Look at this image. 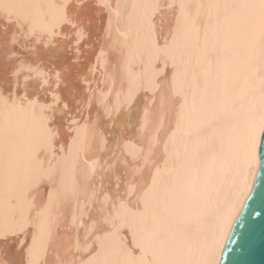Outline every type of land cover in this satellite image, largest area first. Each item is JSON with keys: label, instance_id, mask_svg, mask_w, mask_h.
<instances>
[{"label": "snow or ice", "instance_id": "6c2138e0", "mask_svg": "<svg viewBox=\"0 0 264 264\" xmlns=\"http://www.w3.org/2000/svg\"><path fill=\"white\" fill-rule=\"evenodd\" d=\"M262 173L264 0H0V264H234Z\"/></svg>", "mask_w": 264, "mask_h": 264}, {"label": "water", "instance_id": "95a60500", "mask_svg": "<svg viewBox=\"0 0 264 264\" xmlns=\"http://www.w3.org/2000/svg\"><path fill=\"white\" fill-rule=\"evenodd\" d=\"M236 234L239 243L231 256L234 264H264V173L257 178L245 226H238Z\"/></svg>", "mask_w": 264, "mask_h": 264}]
</instances>
